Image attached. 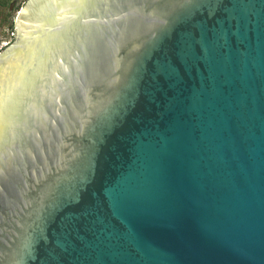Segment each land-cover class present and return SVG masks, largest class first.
Here are the masks:
<instances>
[{
  "label": "water",
  "instance_id": "95a60500",
  "mask_svg": "<svg viewBox=\"0 0 264 264\" xmlns=\"http://www.w3.org/2000/svg\"><path fill=\"white\" fill-rule=\"evenodd\" d=\"M0 49V264H264V0H25Z\"/></svg>",
  "mask_w": 264,
  "mask_h": 264
},
{
  "label": "rangeland",
  "instance_id": "374dc122",
  "mask_svg": "<svg viewBox=\"0 0 264 264\" xmlns=\"http://www.w3.org/2000/svg\"><path fill=\"white\" fill-rule=\"evenodd\" d=\"M24 1L0 0V49L15 39L12 26Z\"/></svg>",
  "mask_w": 264,
  "mask_h": 264
}]
</instances>
